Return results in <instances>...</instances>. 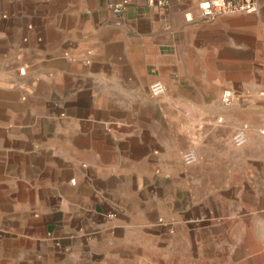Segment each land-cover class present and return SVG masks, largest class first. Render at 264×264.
I'll return each mask as SVG.
<instances>
[{"label":"crops","instance_id":"obj_1","mask_svg":"<svg viewBox=\"0 0 264 264\" xmlns=\"http://www.w3.org/2000/svg\"><path fill=\"white\" fill-rule=\"evenodd\" d=\"M105 1L0 0V264H264L261 14ZM177 202L195 253L151 251Z\"/></svg>","mask_w":264,"mask_h":264},{"label":"built area","instance_id":"obj_2","mask_svg":"<svg viewBox=\"0 0 264 264\" xmlns=\"http://www.w3.org/2000/svg\"><path fill=\"white\" fill-rule=\"evenodd\" d=\"M133 3L134 0H106L105 7L113 16L122 18ZM145 3L148 7L156 8L162 14H165L169 9L166 0H145ZM197 9L202 21L213 22L220 16L235 14L258 15L260 13L261 3L260 0H204L198 4ZM187 19L192 20V18ZM24 70V68H20L18 70L19 74L23 75L25 73ZM164 92L165 87L161 82H155L149 86V94L152 97L161 96ZM235 97V93L224 91L221 94V104L225 107L230 106ZM217 123H222V118H217ZM247 132V126H243L237 129L232 135L231 143L235 148H240L246 144L248 139ZM259 133L264 136V128ZM181 160L185 166H191L197 163L198 156L193 149H188L181 154ZM159 223L162 225L161 220H159Z\"/></svg>","mask_w":264,"mask_h":264},{"label":"rangeland","instance_id":"obj_3","mask_svg":"<svg viewBox=\"0 0 264 264\" xmlns=\"http://www.w3.org/2000/svg\"><path fill=\"white\" fill-rule=\"evenodd\" d=\"M261 3V9L260 13L261 14V19H262V35H261V44L262 47L264 48V0H260ZM263 54H264V49H263ZM19 72V71H18ZM174 211L169 212L168 209H171V206L169 204L166 205H161V214L164 215L161 218L162 225L159 223V218H157L156 222L157 224L160 225L161 229H159L160 233L157 235V237H161V239H156V242L150 241V239L145 240L144 244L146 248H150V250H154L155 248H161L162 246H166L170 248V250L176 249L177 247H183L185 251L191 252V254L195 253V241H194V236L196 234L195 229H199L198 227H193V226H186L183 223H180L177 221L178 217V212H176L177 209H179L181 206L178 204H174ZM112 217L114 214H110ZM182 216V214H180ZM109 216V215H108ZM153 216V215H152ZM168 218V219H166ZM61 219V218H60ZM80 223V222H79ZM60 228L58 229L60 234L62 235L61 237H68L70 236V231L68 228L65 227V224H63L61 221L58 224ZM20 233V232H18ZM93 234V232H90V234ZM55 245L59 247L60 242L57 241L56 239L53 240ZM156 250V249H155ZM133 261V259H130ZM194 259H190V263L193 262ZM149 262V260H146ZM144 262V261H143Z\"/></svg>","mask_w":264,"mask_h":264}]
</instances>
